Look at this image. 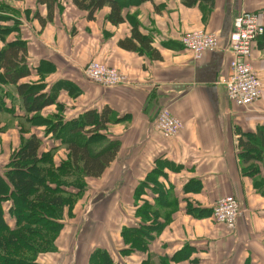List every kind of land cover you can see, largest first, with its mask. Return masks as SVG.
Instances as JSON below:
<instances>
[{"label": "crops", "instance_id": "0c3cea01", "mask_svg": "<svg viewBox=\"0 0 264 264\" xmlns=\"http://www.w3.org/2000/svg\"><path fill=\"white\" fill-rule=\"evenodd\" d=\"M119 1L123 21L113 24L106 19L108 6L90 20L72 0H0V51L14 41L25 47L30 74L18 83L55 95L54 104L26 112L0 66V177L12 190L10 159L35 135L38 155L45 153L55 166L67 164L60 174L82 183L63 186L77 201L62 207V228L33 261L101 264L106 255L109 264H264V145L258 138L264 136V32L250 54L263 86L260 97L237 107L223 86L232 19L252 11L264 26V0L189 7L181 0ZM197 28L215 33L218 44L196 60L180 36ZM141 41L151 50L142 49ZM90 60L116 67L127 82L109 88L91 82L83 72ZM164 107L182 123L173 138L153 124ZM89 109L109 112L91 148L118 146L98 177L73 168L66 143L77 136L70 123ZM53 115L64 122L60 135L47 123ZM87 128L82 135L92 134ZM248 139L260 152L242 153ZM227 195L239 202L232 230L211 213ZM86 197L92 204H83ZM4 201L5 223L15 229V217L7 213L11 203Z\"/></svg>", "mask_w": 264, "mask_h": 264}, {"label": "trees", "instance_id": "16d2710c", "mask_svg": "<svg viewBox=\"0 0 264 264\" xmlns=\"http://www.w3.org/2000/svg\"><path fill=\"white\" fill-rule=\"evenodd\" d=\"M181 1L188 7L196 2L213 5V0ZM72 3L78 9L87 11V18L90 20L94 18L97 10L108 6L109 13L106 19L113 24L123 21L122 3L119 0H72ZM49 15L51 16V11L48 12ZM132 27L133 35L140 40L135 25ZM263 45L262 41L261 46ZM141 46L146 51L151 50L147 41L145 43L141 41ZM131 48L142 52V49L135 46ZM25 60V47L21 41L11 42L0 51V66L3 69L4 78L9 83L16 84V91L22 98L25 111L38 113L44 107L55 103V95L40 92L35 84L18 83L20 78L30 74ZM107 113L109 112L106 109L100 113L95 109H89L82 114L79 120H73L70 123V131L77 133V136L66 140L69 160L71 159L73 168L81 170L85 176H100L116 155L118 146L112 142L98 150L90 146L102 137L99 131L104 129L108 121ZM58 118L57 122L50 124V128L60 135L64 122L61 121V117ZM85 127H88L86 133L92 132L90 136H84L80 132ZM258 138L260 144L264 145V136H258ZM39 146L40 140L35 135H31L13 153L9 163L12 169L7 171L6 176L13 185L12 190H9L6 182L0 177V264H38L33 261L35 253L51 248V241L62 228V224L58 221L62 215V207L71 208L72 206V200L68 198H72L73 195L65 193L64 185L62 184L61 188V183L58 182L61 179L58 175L60 171L62 172L69 166L63 163L55 166L45 153L38 155ZM242 146L244 149L242 153H248L247 156L252 152H260L259 146L249 139ZM78 161L80 165L77 164ZM73 183H77V186L79 184L78 182ZM40 190L41 193L45 192L42 196L36 194ZM4 200L11 203L7 213L15 217V229H10L5 223L4 210L1 206ZM21 223L23 224L20 225ZM99 262L109 264L106 255Z\"/></svg>", "mask_w": 264, "mask_h": 264}, {"label": "built area", "instance_id": "2783aa9c", "mask_svg": "<svg viewBox=\"0 0 264 264\" xmlns=\"http://www.w3.org/2000/svg\"><path fill=\"white\" fill-rule=\"evenodd\" d=\"M264 26L257 13L240 11L232 19L228 35L231 58L227 64V75L223 86L227 100L237 107H247L262 94V82L250 61L251 48L255 39L263 34ZM181 45L194 59L214 49L218 44L217 35L202 28L185 31L180 36ZM85 76L104 87H114L127 82L126 75L116 67L90 61L84 68ZM154 127L164 137H175L182 127L181 121L168 108H160L153 121ZM213 219L232 230L239 215V202L234 195L218 198L211 209Z\"/></svg>", "mask_w": 264, "mask_h": 264}, {"label": "rangeland", "instance_id": "374dc122", "mask_svg": "<svg viewBox=\"0 0 264 264\" xmlns=\"http://www.w3.org/2000/svg\"><path fill=\"white\" fill-rule=\"evenodd\" d=\"M118 86V85H117ZM115 87V86H114ZM58 113H60V111H58ZM54 116V115H53ZM58 117H60L59 115H56V116H54V117H47V122L48 123H54V122H57L58 121ZM62 119V118H61ZM58 175H60V176H62L61 177V179L60 180H58V182H60L61 184H60V187L62 188V184L64 185V186H67V187H71L72 186V182H78V180H66V179H68V177L66 176V174H64V175H62V174H58ZM105 176H106V174L103 176L104 178H105ZM64 180V181H63ZM77 184V183H76ZM79 184H81V182H79ZM75 186H77V185H75ZM45 192H37L36 194L39 196V195H43ZM91 198L92 197H86V199L84 200V202L85 203H83V204H86V205H89L88 203H90V204H92V201H91ZM69 200H72V204H74V203H76V201H77V198H76V196H72V198L71 197H69L68 198ZM58 235V234H57ZM56 238V237H55ZM75 240V239H74Z\"/></svg>", "mask_w": 264, "mask_h": 264}, {"label": "bare ground", "instance_id": "6f19581e", "mask_svg": "<svg viewBox=\"0 0 264 264\" xmlns=\"http://www.w3.org/2000/svg\"><path fill=\"white\" fill-rule=\"evenodd\" d=\"M90 61H96V60H90ZM90 61H88V62H90ZM87 62V63H88ZM98 62V61H97ZM86 63V64H87ZM100 63H103V62H100ZM105 64V63H104ZM107 65V64H106ZM86 66V65H85ZM85 66H84V68H85ZM109 66V65H108ZM110 67H114V66H110ZM83 72H84V69H83ZM85 75V74H84ZM86 77V76H85ZM87 78V77H86ZM88 79V78H87ZM89 80V79H88ZM92 82V81H91ZM93 83H95V82H93ZM96 84H98V83H96ZM100 85V84H99ZM119 85H121V84H119ZM159 111V110H158Z\"/></svg>", "mask_w": 264, "mask_h": 264}]
</instances>
